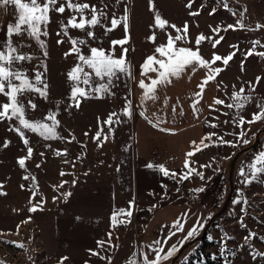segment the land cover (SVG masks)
<instances>
[{
  "label": "rangeland",
  "instance_id": "1",
  "mask_svg": "<svg viewBox=\"0 0 264 264\" xmlns=\"http://www.w3.org/2000/svg\"><path fill=\"white\" fill-rule=\"evenodd\" d=\"M79 2L97 7L107 5L105 10L109 17H122L125 9L128 10L131 39L124 47L129 49L127 61L131 66V75L117 73L109 83L108 77L100 80L93 74L92 87L108 84L109 91L102 93V99L95 98L97 93L90 91L93 98L84 100L79 109L69 107L73 84L67 79V73L78 61L74 54L65 57L71 44L67 37L57 36V32L61 31V20L66 22L69 13L66 12L63 17L51 14L49 35L42 37L47 43V56L43 54L45 49L27 36L13 37V42L21 45L20 51L32 56L30 62L18 63L15 68L26 72L29 77L42 72L49 85L47 100L35 93L25 97V102L31 98L37 105L35 111H28V118L42 120L48 113L58 111L60 125L56 131L62 139L45 140L25 130L33 154L26 161V167L21 168L18 160L27 155V149L12 130L19 125L15 120L0 121V261L3 264H61V261L63 264H130L132 260L142 264V253H147L150 260L157 254L155 250L158 244L154 245L155 240L151 241L152 245H145L141 239V232L151 212L137 209L142 202L148 204L144 197L146 187L148 191L153 189L152 194L171 189L173 176H165L160 171L161 167H154L153 163L148 164L144 160V147L140 145V133L135 127L140 115L134 99V88L141 62L155 52V47L166 44L167 35L152 27L154 14L149 9V0ZM189 2L154 0V6L171 24L179 28L188 24L187 40L191 42L179 41L177 45L193 49L200 34L215 37L212 28L236 25V30L220 32L223 40L215 48L205 41L199 50L209 60L213 53L227 56L236 52L228 66L224 67L220 62L213 66L224 68L216 78L217 99L225 104H233L232 94L242 87L245 89L244 95L251 96V101L243 109L215 104L198 134L200 141L197 146L202 150H193L195 155L191 156L190 173L196 182L206 184L207 195L213 198L214 209L207 222L221 208L230 191L229 170L235 153L252 145L258 133L259 140L254 149L240 154L237 159L231 200L208 228L203 248L193 253L191 248L194 244L188 246L175 264H180L184 259H189L187 264H205L206 253L210 260L218 264H264V256L258 255L264 253V174L252 179L247 167L260 152H264V121L240 126L241 117L245 121L252 120L253 114L259 112L260 105L264 104V58L255 54L245 56L247 51L253 49L255 41L264 45V28L250 30L256 29L257 24L264 25V0H194L191 9L186 7ZM225 4L227 7H224ZM193 11L200 14L190 15ZM238 21L245 25L244 29L239 28ZM9 23H15V10L11 6L7 7L0 32V47L4 45ZM94 31L95 38L89 39L88 46H82L85 55L89 54L90 47L109 50L112 41L125 37L123 26L107 34L102 27ZM153 31L157 36L155 44L148 40ZM69 32L72 37L85 38L84 33L77 30L70 29ZM167 33L173 37L177 35L171 28L167 29ZM57 40L65 42L58 44ZM232 45L239 50L232 48ZM255 51L264 52V47L256 45ZM120 54L121 48L116 46L115 55L119 57ZM257 77L262 78L259 84H256ZM127 101H131V118L124 115ZM4 102H7L6 98L0 96V103ZM112 113H116L113 120L118 122H114L109 129L104 121ZM213 124L217 126L212 127ZM98 132L101 135L99 141L94 139ZM242 134L243 140L240 139ZM105 136L107 139H104ZM208 136H211L210 140L204 139ZM221 138L229 143L224 144ZM244 140L248 143H244ZM5 141L10 142L7 147L4 146ZM151 141L155 143L157 151L151 156L166 161L168 138L157 137ZM242 169L251 183H246L245 177L240 175ZM201 174L203 179L200 178ZM26 176L28 179H25ZM61 184L63 187H60ZM188 191V188L184 189V192ZM34 206L37 210L30 211ZM119 210L131 211L132 215L118 216V221L122 222L114 225L111 217ZM166 212L154 214L150 223L156 221L154 224L157 225ZM132 217L134 223L126 236L124 230H114L118 225L128 226ZM202 230L195 237L201 235ZM154 239L162 241L159 234ZM100 242H104L103 246ZM21 244L23 248L19 247ZM161 247L165 252L169 251L173 247L172 239L167 246ZM93 252L99 255H92ZM192 254L194 256H190ZM171 261L172 257L162 264H171Z\"/></svg>",
  "mask_w": 264,
  "mask_h": 264
},
{
  "label": "snow or ice",
  "instance_id": "2",
  "mask_svg": "<svg viewBox=\"0 0 264 264\" xmlns=\"http://www.w3.org/2000/svg\"><path fill=\"white\" fill-rule=\"evenodd\" d=\"M194 0L186 5L189 9L192 8ZM8 6H11L15 10V23H9L6 28V38L4 41L3 47H0V96L6 98L7 102L0 103V121L15 120L18 123V127L13 128L12 130L17 133V135L23 141L26 149L27 155L18 160V164L21 168L26 167V161L31 159L33 154L32 147L29 146V140L25 135V130L28 132L35 133L40 137H43L45 140L50 139H62L59 136L56 129L60 125V121L57 119V112H50L42 120H32L28 118V111H35L37 105L31 98H28L25 102V97L29 94L35 93L41 98L47 100L49 95V85L46 82L44 73L37 72L34 77H29L26 72L17 70L15 65L18 63H23L26 61H31L32 56L24 54L20 51V44L13 42V37H25L34 40L41 49H45L44 56H47L46 51L47 43L42 37H47L48 25L52 22L51 14L56 13L61 17L64 16L66 12L69 15L66 17V22L61 20L60 28L61 31L57 32V36H64L68 38V42L71 44V48L68 52L65 53V57L69 55H75L77 58V63L72 67V69L67 73V79L72 82L73 87L71 88L69 96V107H74L79 109L81 103L84 100L93 98L90 95L91 92L97 93L95 98L102 99V93L109 91L108 84H101L99 87H92V76L104 80L105 77L109 78V83L111 78L114 77L117 73H126L131 75V66L127 61V52L128 48H125L124 45L128 44L131 37L129 34V15L128 10L125 9V14L122 17H116L112 15L109 17L107 11V5L103 7H97L94 4L81 3L79 0H0V10H6ZM224 7H227L225 4ZM149 9L154 14V23L152 27L158 29L162 32H165L167 35L166 44L159 45L155 47V53L158 55L148 56L142 65V74L148 76L150 72L156 74V78L150 79V83H145L144 80L139 82V87L143 90V101L152 100L155 101L158 99L156 95L159 88L169 85L172 83L173 78H180L181 74L184 73L189 68L195 70L196 68H202L206 70V76L203 81L198 85L200 89L196 93L197 97L203 96L204 89L206 86L215 81L220 73L224 70L222 67H213L220 62L224 67L228 66L229 62L236 55V52H232L227 56H221L216 53H213L212 58L205 59L199 50V46L202 42H209L213 48L221 43L223 37L220 36L221 31H227L228 29L236 30V25H227L226 28L221 29L219 26L217 28H212V32L215 33V37H208L204 34H200L196 40V47L185 48L178 47L177 42L183 41L190 43L191 41L187 40L189 26L187 23L184 24L183 28L177 27L175 24H171L167 19L156 11L154 6V0H149ZM246 11V9H245ZM192 16H198L200 13L193 11L189 13ZM235 15V13H233ZM110 25V26H109ZM123 26L125 37L121 40L112 41V47L109 50L103 48L90 47L89 54L85 55L82 51V46H88L89 39L95 38V31L97 27L104 28L105 34L110 33L117 28ZM238 26L240 29H244L245 25L242 22L238 21ZM174 29L177 35L173 37L170 33H167V29ZM264 28V25L257 24L256 29ZM77 30L84 33L85 38H76L70 35L69 30ZM149 42L155 44L157 36L155 31L152 35L148 37ZM64 40H57L58 44H63ZM261 45L260 41L254 42L253 49L245 53L246 57L252 55H258L264 58V52H256L255 46ZM119 46L121 48V54L119 57L115 55V48ZM232 48L239 50L236 45H232ZM243 69V65H241ZM89 69L91 71H87ZM47 71V66H44V72ZM261 77L256 78V84H259ZM81 85L88 86L87 88L81 87ZM253 87V91H254ZM245 89L242 87L238 92L232 94L231 99L235 102L233 104H225L221 99H215L214 103L217 105H224L228 108H237L243 109L245 105L251 101V96L244 95ZM199 103V100L196 101ZM59 107V102L57 103V108ZM194 111H199L196 108L195 104L193 105ZM124 115L128 118H131V101H127L126 107L124 109ZM141 115H144L141 112ZM116 116V113L109 115L108 119L104 121V124L111 129V126L114 122L113 117ZM145 119H148L145 116ZM51 123H48V122ZM264 121V104L260 105V111L253 114V119L245 121L242 117L240 118V126L242 127L245 123H256ZM149 123H153L149 120ZM159 121L153 124L154 127H158ZM212 127L217 125L213 124ZM164 130V129H162ZM103 131V128L100 130ZM87 134V133H86ZM97 141L101 139L100 132L94 137ZM107 139V136L104 137ZM204 139H211V136L205 137ZM240 139L243 140V134L240 136ZM222 140V138H221ZM224 144H228V141H223ZM10 142L5 141L4 146L7 147ZM203 144V140L201 141ZM244 143H248L247 140H244ZM195 145V142H193ZM207 145H205L206 147ZM235 146V145H233ZM202 149L199 146L195 147V151H201ZM60 155V153H57ZM67 153L65 152L64 155ZM195 155V152L187 153L188 157ZM39 167V165H37ZM152 167V165H149ZM185 167L188 168L189 164L186 162ZM206 167V166H205ZM249 171L251 172L252 179H255L258 175L264 174V152H260L253 160L252 163L247 165ZM160 171L163 172L165 176H175L176 173H170L167 169L161 167ZM191 171V169H190ZM64 175V173H61ZM242 177H245L246 183H251L244 170L240 172ZM189 173H186L182 179H188ZM200 178L203 179V175H200ZM25 179H28L26 176ZM35 177H33V180ZM75 183V182H73ZM2 187V185H0ZM63 187V184L60 185ZM199 191H203L200 189ZM2 194V193H0ZM68 196L71 193H67ZM37 207L34 206L30 211H36ZM131 211L119 210L114 212L111 219L113 224L121 223L118 221V216H131ZM179 230H183L182 227ZM197 229L194 227L187 233L189 238L193 237L196 234ZM175 235V233H173ZM104 242H100V245L103 246ZM155 243L159 244V241ZM23 248L24 245H19ZM156 251V256L154 259H149L147 253H142V264H162L163 261H167L170 257L178 251L176 246H173L171 250L165 252L161 247ZM92 255H99V253L93 252ZM258 255L264 256V253ZM64 259H67L66 257ZM0 264H3L0 261ZM61 264L63 262L61 261ZM130 264H137L135 260H132Z\"/></svg>",
  "mask_w": 264,
  "mask_h": 264
},
{
  "label": "crops",
  "instance_id": "3",
  "mask_svg": "<svg viewBox=\"0 0 264 264\" xmlns=\"http://www.w3.org/2000/svg\"><path fill=\"white\" fill-rule=\"evenodd\" d=\"M6 11L7 9L0 10V32L4 25ZM177 46L190 48L183 45ZM151 55L158 54L153 52ZM145 60L141 62L137 70L134 88V99L140 115L135 127L140 133V145L144 147L142 154L144 160L149 162L148 164L153 163V166L157 168L162 167L159 165H164L163 168L170 173H176L173 177L171 189L152 194L151 190L153 189L148 191V187H146L144 197L148 204L142 202L137 209V211L142 209L145 213L151 212L146 221L148 225L141 232V239L145 245H152L153 242L159 241L157 250L160 246H167L170 239H172V246L177 245L176 247L189 239L193 240L204 228L209 215L213 213V198L208 197L205 189L206 184L204 182H196V178L191 176V157H188L187 153L193 152L198 145L200 141L198 134L202 124L215 106L217 82L216 80L210 82L204 89L202 98L197 97L196 93L200 91L198 85L203 81L207 73L202 68H196L195 70L189 68L181 74L180 78H173L171 84L159 88L156 93L158 96L157 100L143 101V90L139 87V82L144 80L145 83H150V79L156 78V74L152 72L148 76L142 74V65ZM197 100H199V103H196ZM194 104L199 111H194ZM141 112L144 115H141ZM145 116L148 119H145ZM149 120L153 123H149ZM157 121H159V125L154 127L153 124L157 123ZM157 137L161 139L168 138L169 140L166 161L155 159L151 156L153 152L157 153L155 151V143L151 141ZM193 142H195V145ZM163 143L165 142H160L159 144ZM161 154L160 152L159 155ZM186 162L189 164L188 168L185 167ZM188 171L189 176H191L190 179H182ZM186 188L189 189L188 192H184ZM200 189H203V191H199ZM148 192L151 194H148ZM190 192L197 195L199 200L197 205H189L186 201L184 194ZM202 193L206 195H199ZM163 211L167 212L161 217V221L157 225L154 224L156 221H151L150 223L154 214L157 215ZM125 220L130 221L131 219L125 218ZM181 227L183 230H179ZM194 227L197 229L196 234L193 236L194 238H189L187 233ZM157 234L160 235L162 241L154 239ZM152 240L155 241L151 242ZM154 245H157V243H154Z\"/></svg>",
  "mask_w": 264,
  "mask_h": 264
},
{
  "label": "water",
  "instance_id": "4",
  "mask_svg": "<svg viewBox=\"0 0 264 264\" xmlns=\"http://www.w3.org/2000/svg\"><path fill=\"white\" fill-rule=\"evenodd\" d=\"M264 131V129H263ZM256 141L248 146L245 147L244 149L240 150L239 152L235 153L231 164H230V170H229V185H230V191L228 192L225 201L223 203V205L221 206V208L214 213L210 219L208 220V222L206 223V225L204 226L201 235L195 237L193 240H190L184 244H182L179 248L178 251L176 253H174V255L172 256V261L171 264H175L177 258L180 256V254L190 245L195 244L198 240H200L207 232L208 228L210 227V225L225 211V209L227 208V206L229 205V202L231 200L233 191H234V183H233V174H234V170H235V166H236V161L239 158L240 154L242 153H246L252 149H254L257 146V142L259 140V133L257 134V137L255 139Z\"/></svg>",
  "mask_w": 264,
  "mask_h": 264
},
{
  "label": "built area",
  "instance_id": "5",
  "mask_svg": "<svg viewBox=\"0 0 264 264\" xmlns=\"http://www.w3.org/2000/svg\"><path fill=\"white\" fill-rule=\"evenodd\" d=\"M185 198H186L187 202L189 203V205H197L199 202L197 195L193 192L186 194ZM133 223H134V219L132 218V220L130 221L128 226L124 227V226L118 225V226L114 227V230L116 232L124 230V233H125L124 236H126L129 233L130 228L133 225ZM144 225H145L144 227H146L148 225V223H145Z\"/></svg>",
  "mask_w": 264,
  "mask_h": 264
},
{
  "label": "trees",
  "instance_id": "6",
  "mask_svg": "<svg viewBox=\"0 0 264 264\" xmlns=\"http://www.w3.org/2000/svg\"><path fill=\"white\" fill-rule=\"evenodd\" d=\"M247 153H248V152H247ZM214 223H215V222H214ZM212 224H213V223H212ZM205 238H206V236L204 235L200 240H198V241L193 245V247L191 248L193 253L203 248V243H204V241H205ZM184 253H185V251L182 252V253L180 254V256H182ZM190 256H194V254H192V255H190ZM206 256H207V258H206L205 264H218V263H215L214 261L210 260V258H209V254H208V253H206ZM188 260H189V259H184L182 262H180V261H179V262H180V264H187V263H188Z\"/></svg>",
  "mask_w": 264,
  "mask_h": 264
}]
</instances>
